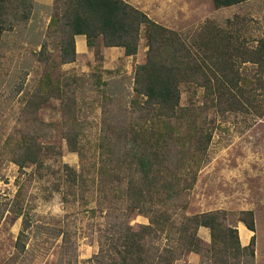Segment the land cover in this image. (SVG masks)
<instances>
[{
  "label": "rangeland",
  "instance_id": "1",
  "mask_svg": "<svg viewBox=\"0 0 264 264\" xmlns=\"http://www.w3.org/2000/svg\"><path fill=\"white\" fill-rule=\"evenodd\" d=\"M22 1L26 8L17 13L27 19L10 28L6 25L0 34V264H98L94 256L108 232L111 214L108 203L99 200L97 183L69 187L67 171L80 173L81 164L64 131L83 127L85 135L95 140L101 127L126 131L136 126L133 86L137 67L146 61L143 32L134 56H125L121 48H104L100 40L96 54L82 37L75 40L74 62L60 64V28L51 24L58 14L55 0ZM123 1L184 37L197 34L208 22L227 31L231 20L239 24L248 46L264 38V0L222 9H215L213 0ZM252 71L250 64L240 66L246 75ZM19 86L22 91L17 93ZM257 98L264 109V93ZM180 106L206 110L199 122L211 132V139L202 150V160L192 166L197 171L194 185L172 217L180 221L184 216L222 211L226 224L237 229L242 246L239 212L251 211L254 258L245 255L239 262L230 258L227 264H264V113L212 107L203 89L192 85L181 86ZM26 132L51 149L42 156V166L20 171L14 159ZM185 178L191 180V174ZM24 218L30 226L20 238ZM122 218L134 227L148 224V218L136 212ZM197 236L208 249L209 230L200 227ZM170 243L151 238L147 245L155 256ZM109 261L106 258L103 264ZM174 264H212V260L185 253Z\"/></svg>",
  "mask_w": 264,
  "mask_h": 264
},
{
  "label": "trees",
  "instance_id": "2",
  "mask_svg": "<svg viewBox=\"0 0 264 264\" xmlns=\"http://www.w3.org/2000/svg\"><path fill=\"white\" fill-rule=\"evenodd\" d=\"M246 1L213 0V6L222 9ZM55 3L58 14L51 24L60 28V64L74 62L76 36H84L86 46L96 54L100 40L104 48H121L125 56H134L143 32L147 48L146 61L134 74L136 126L126 127V131L101 127L95 140L85 135L83 127H65L64 131L70 150L78 154L81 164L80 173L67 171L69 187L87 181L97 183L96 189L102 194L99 200L108 203L106 210L111 214L108 232L94 256L97 263L109 258V264H174L185 253L209 257L212 264H227L230 258L239 262L245 255L253 259L255 225L251 211L239 212L238 221L253 233L244 247L237 229L226 224L222 211L184 216L180 221L172 216L186 190L193 187L197 171L192 166L202 160V150L211 139V132L199 122L206 110L180 106L181 86L203 89L212 107L262 115V100L257 97L264 93V38L248 46L241 38L239 24L231 20L227 21L233 22L227 31L208 22L197 34L184 37L123 0ZM20 7L24 12L25 1L0 0V34L6 25L10 28L27 19L17 13ZM244 64H250L253 71L247 75L240 72ZM21 91L19 86L17 93ZM76 124L74 121L73 126ZM17 146L14 163L20 171L30 165L42 166V156L51 149L31 132L24 133ZM190 174L192 178L187 180ZM134 212L147 217L148 224L134 227L122 218ZM29 224L24 218L20 238ZM200 227L210 232L208 249L197 236ZM151 238L171 243L153 256L147 245Z\"/></svg>",
  "mask_w": 264,
  "mask_h": 264
},
{
  "label": "crops",
  "instance_id": "3",
  "mask_svg": "<svg viewBox=\"0 0 264 264\" xmlns=\"http://www.w3.org/2000/svg\"><path fill=\"white\" fill-rule=\"evenodd\" d=\"M82 37H84V36H76L75 40L77 41V38H82ZM249 233H252V232L248 231L244 227H242V229L240 230V238H242L244 240V241H242V246H246V244L248 242L247 237H248Z\"/></svg>",
  "mask_w": 264,
  "mask_h": 264
}]
</instances>
